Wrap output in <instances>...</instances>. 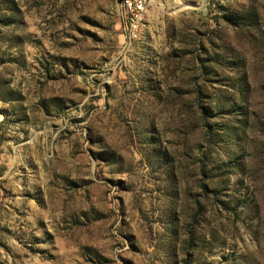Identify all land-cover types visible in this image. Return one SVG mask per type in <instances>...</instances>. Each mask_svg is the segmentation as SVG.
<instances>
[{
    "label": "rangeland",
    "instance_id": "rangeland-1",
    "mask_svg": "<svg viewBox=\"0 0 264 264\" xmlns=\"http://www.w3.org/2000/svg\"><path fill=\"white\" fill-rule=\"evenodd\" d=\"M0 0V264H264V0Z\"/></svg>",
    "mask_w": 264,
    "mask_h": 264
},
{
    "label": "built area",
    "instance_id": "built-area-1",
    "mask_svg": "<svg viewBox=\"0 0 264 264\" xmlns=\"http://www.w3.org/2000/svg\"><path fill=\"white\" fill-rule=\"evenodd\" d=\"M120 7L127 37L129 40L136 39L139 36L138 24L146 17L147 0H121Z\"/></svg>",
    "mask_w": 264,
    "mask_h": 264
},
{
    "label": "bare ground",
    "instance_id": "bare-ground-1",
    "mask_svg": "<svg viewBox=\"0 0 264 264\" xmlns=\"http://www.w3.org/2000/svg\"><path fill=\"white\" fill-rule=\"evenodd\" d=\"M141 22H144V21H140L139 24H138V35H139V25H140Z\"/></svg>",
    "mask_w": 264,
    "mask_h": 264
},
{
    "label": "water",
    "instance_id": "water-1",
    "mask_svg": "<svg viewBox=\"0 0 264 264\" xmlns=\"http://www.w3.org/2000/svg\"><path fill=\"white\" fill-rule=\"evenodd\" d=\"M119 1H121V0H119Z\"/></svg>",
    "mask_w": 264,
    "mask_h": 264
}]
</instances>
